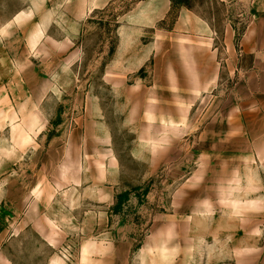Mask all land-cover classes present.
Wrapping results in <instances>:
<instances>
[{"label": "rangeland", "instance_id": "rangeland-1", "mask_svg": "<svg viewBox=\"0 0 264 264\" xmlns=\"http://www.w3.org/2000/svg\"><path fill=\"white\" fill-rule=\"evenodd\" d=\"M104 1L0 0V264H83L82 248L107 230L53 223V200L102 133L121 166L109 226L132 238L118 262L149 264L148 243L167 225L179 232L170 264L206 263L199 210L208 200L220 220L234 212L230 196L256 202L235 212V243L252 231L251 264H264V133H239L232 114L251 92L236 87L244 79L227 68L222 31L218 52L172 31L182 6L212 14L211 0H173L157 29L131 28L126 48L124 16L140 0Z\"/></svg>", "mask_w": 264, "mask_h": 264}, {"label": "crops", "instance_id": "crops-1", "mask_svg": "<svg viewBox=\"0 0 264 264\" xmlns=\"http://www.w3.org/2000/svg\"><path fill=\"white\" fill-rule=\"evenodd\" d=\"M111 1L113 0L101 4ZM172 8L173 0H140L137 7L124 16L126 26V33L122 38L124 48L128 42L136 41L138 38L136 35L130 37V33L134 34L133 32L138 30L143 37L148 29H157V26L168 18ZM208 8L213 10L212 14L192 12L189 7L182 6L172 31L181 32L182 41L193 43L195 40L214 52L219 51L216 34L222 31L223 44L229 53L226 57L227 68L230 71L233 65L234 72L244 79L237 82L236 87L251 92V98L242 103L245 109H239V113L236 110L232 112L236 123L239 124V133H264V0H211ZM221 8L224 9L223 18L217 14ZM236 11H239L238 14ZM238 26L242 28V33L237 40ZM168 33L170 32L158 31L157 34L162 36ZM154 40L155 43L160 42L159 39ZM155 50V47L150 48L147 57L154 56ZM235 59L236 65L231 63V60ZM172 121L171 117L164 118L167 131L173 130ZM107 134L100 135L99 139L104 140L98 141L97 153L87 152L81 156L78 179L64 188L65 192L59 198L53 200L52 218L55 219L53 223H57L59 218H64L68 220L70 226L75 228L78 226L85 233L89 231L90 226L107 230L97 241L90 242L82 248L83 264H124L123 261L117 260L121 258L125 261L128 256L125 251L132 248V238L128 236L125 227L109 226L112 206L117 200L121 166L111 136ZM228 200L234 206V212L229 210L230 214L220 220H216L208 200L204 208L199 210L196 228L200 236L194 243L197 244L195 248L197 251L207 250V260L204 264L231 262L234 264L238 259L244 264L252 263L253 250L248 245L252 237L247 236V233L252 234V231H243L246 236L242 246L235 243L237 234L235 212L243 206L252 207L257 204L248 198L239 201L229 196ZM64 203H67L66 206H62ZM175 233L179 232L174 226L157 227L146 249L149 264H170V258H173L177 248ZM222 234L228 236L220 237ZM208 236L212 237L211 241H208ZM190 247L194 248V245L190 243ZM238 250L243 251V254L238 255ZM119 251H124V254L123 252L119 254ZM192 255L193 253L190 258Z\"/></svg>", "mask_w": 264, "mask_h": 264}, {"label": "bare ground", "instance_id": "bare-ground-1", "mask_svg": "<svg viewBox=\"0 0 264 264\" xmlns=\"http://www.w3.org/2000/svg\"><path fill=\"white\" fill-rule=\"evenodd\" d=\"M173 128H175L176 130H179V127H177V126H175V125H173Z\"/></svg>", "mask_w": 264, "mask_h": 264}]
</instances>
